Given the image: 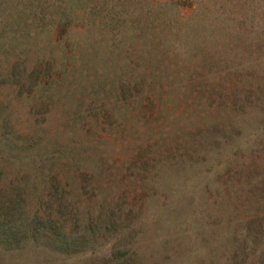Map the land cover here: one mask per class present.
Masks as SVG:
<instances>
[{
  "label": "rangeland",
  "instance_id": "rangeland-1",
  "mask_svg": "<svg viewBox=\"0 0 264 264\" xmlns=\"http://www.w3.org/2000/svg\"><path fill=\"white\" fill-rule=\"evenodd\" d=\"M105 1L0 0V264H264V38L156 60Z\"/></svg>",
  "mask_w": 264,
  "mask_h": 264
},
{
  "label": "trees",
  "instance_id": "trees-1",
  "mask_svg": "<svg viewBox=\"0 0 264 264\" xmlns=\"http://www.w3.org/2000/svg\"><path fill=\"white\" fill-rule=\"evenodd\" d=\"M106 1L93 6L95 10H105L104 28L114 32L115 39L131 30L156 60L173 52L175 56L180 53L185 62V55L195 58L197 54L204 57L205 65L212 68L222 64L225 71L224 67L245 65L239 62V53L249 46L260 50L259 42L264 38V0H197V7L189 17L173 15L170 5L151 0ZM262 61L256 58L253 62L257 65ZM155 70L158 75H167L163 68L156 66ZM172 73L175 77L177 71ZM196 76L190 74V79ZM13 204L12 200L0 201V242L19 239L16 229L20 225L13 217L16 212ZM28 223L34 227L39 224L36 218ZM111 224L110 218L105 219L103 228Z\"/></svg>",
  "mask_w": 264,
  "mask_h": 264
}]
</instances>
